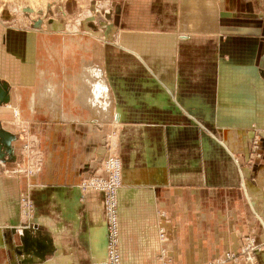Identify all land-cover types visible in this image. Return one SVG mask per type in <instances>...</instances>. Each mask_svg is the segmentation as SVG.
<instances>
[{
  "label": "crops",
  "instance_id": "1",
  "mask_svg": "<svg viewBox=\"0 0 264 264\" xmlns=\"http://www.w3.org/2000/svg\"><path fill=\"white\" fill-rule=\"evenodd\" d=\"M117 1L102 26L0 10V264L104 260L103 199L79 183L111 133L122 264H264V0Z\"/></svg>",
  "mask_w": 264,
  "mask_h": 264
},
{
  "label": "rangeland",
  "instance_id": "2",
  "mask_svg": "<svg viewBox=\"0 0 264 264\" xmlns=\"http://www.w3.org/2000/svg\"><path fill=\"white\" fill-rule=\"evenodd\" d=\"M116 0H0V10L7 11L9 15V19L12 20L19 28H26L27 26H34V23L42 22L43 24L46 22H50L54 19H61V21L67 24L68 28L75 27L77 23H83L84 21L92 22L96 26H102L107 24L108 22L114 23L119 19L118 13V1ZM112 21V22H111ZM69 25V26H68ZM72 34L71 32H68ZM15 118L19 115V110L14 109ZM23 131V130H21ZM24 132V131H23ZM112 133L107 135V140L105 146H109L113 151V138ZM21 141L24 140L23 137H20ZM25 141V140H24ZM28 144L26 148L25 145ZM37 146L31 145L30 143L25 142L21 145V156L26 155L27 157L37 156L34 151H37ZM105 155V153H104ZM25 157V156H24ZM103 158V157H102ZM38 160V159H37ZM24 160L18 159L15 162L7 163L4 167L11 174H19L23 176H33L34 174L41 172V162L38 160L34 163V161H29L24 163ZM120 161V160H119ZM236 163L239 164L238 160L235 159ZM121 163V162H120ZM240 165V164H239ZM101 161L99 165L96 167L95 172L92 174H97V170H100ZM37 167H40L37 170ZM122 167V164H121ZM91 175V176H92ZM90 176V177H91ZM89 178V177H87ZM86 179V178H84ZM82 179L80 183L84 180ZM122 182V180H121ZM123 183V182H122ZM121 183V185H123ZM119 186L118 188H120ZM80 188V187H79ZM87 192V191H86ZM91 196L100 195L103 199L101 193L96 191L88 192ZM118 193V201H119ZM25 196V195H24ZM28 198V197H26ZM22 201V197H21ZM31 201V200H29ZM27 201H22V207L26 208L24 203ZM105 200L103 199V203ZM32 203V201H31ZM115 210H118V220H119V203L115 201ZM105 205V204H104ZM33 203L29 211H27V215H30L32 212ZM106 216V214H104ZM104 216V217H105ZM106 220V219H105ZM107 230V229H106ZM243 245V253H245L246 259L254 260V255H251L250 249L254 247V242L248 237L244 239ZM232 252L226 253L231 254ZM106 254V253H105ZM235 254V253H234ZM239 255L235 254L234 259L236 260ZM233 259V260H234ZM214 259L212 261H208L201 264H213ZM223 263L220 261V264ZM219 264V263H218ZM226 264V263H225Z\"/></svg>",
  "mask_w": 264,
  "mask_h": 264
},
{
  "label": "built area",
  "instance_id": "3",
  "mask_svg": "<svg viewBox=\"0 0 264 264\" xmlns=\"http://www.w3.org/2000/svg\"><path fill=\"white\" fill-rule=\"evenodd\" d=\"M28 147V144L25 145ZM105 155L101 160L100 170H97V174L92 175L89 178L84 179L80 184L82 190L91 192L96 191L102 194L105 200V229L106 232V254L102 262L98 264H122L121 254H120V243L117 242V234H119V228L117 227L118 217H116V210L112 209L115 206V201L117 199L116 192L117 188L123 182V168H119V157L111 150L109 146L105 148ZM40 167H37V170ZM122 180V182H121ZM117 181V182H116ZM123 184V183H122ZM22 201H27L24 203L26 208L24 211L27 213L31 208V201L28 198L22 197ZM160 237L164 238V230L160 229ZM163 253V252H162ZM233 256L227 254V257ZM220 264V260L214 261L213 264ZM162 264H171L170 260H163Z\"/></svg>",
  "mask_w": 264,
  "mask_h": 264
},
{
  "label": "water",
  "instance_id": "4",
  "mask_svg": "<svg viewBox=\"0 0 264 264\" xmlns=\"http://www.w3.org/2000/svg\"><path fill=\"white\" fill-rule=\"evenodd\" d=\"M5 93H4V89L1 88L0 89V100H4L5 99ZM12 138L13 136L6 130H4L2 127H0V155H2L3 153H5V151L7 153H12ZM4 147L5 151L1 150Z\"/></svg>",
  "mask_w": 264,
  "mask_h": 264
},
{
  "label": "bare ground",
  "instance_id": "5",
  "mask_svg": "<svg viewBox=\"0 0 264 264\" xmlns=\"http://www.w3.org/2000/svg\"><path fill=\"white\" fill-rule=\"evenodd\" d=\"M119 163H120V161H119ZM119 168H120V169L122 168V167H121V163H120ZM116 182H117V181H116ZM120 186H121L120 188H117V189H116V190H117V192H116V194H117V195H116V197H117V199H116L117 203H118V193L121 191V188L123 187V185L120 184ZM99 194H100V193H99ZM101 195H102V194H101ZM97 196H100V195H97ZM100 197H101V196H100ZM115 204H116V203H115ZM112 209L114 210L115 207H113ZM116 213H117V214H116V215H117L116 217H118V210H116ZM117 227L119 228V220H118V223H117ZM117 242L120 243V235H119V234H117ZM120 254H121V250H120ZM121 259H122V257H121Z\"/></svg>",
  "mask_w": 264,
  "mask_h": 264
}]
</instances>
